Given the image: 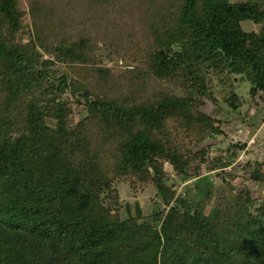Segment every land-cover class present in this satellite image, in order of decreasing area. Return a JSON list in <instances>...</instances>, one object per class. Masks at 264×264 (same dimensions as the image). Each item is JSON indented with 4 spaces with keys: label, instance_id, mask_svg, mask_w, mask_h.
Returning <instances> with one entry per match:
<instances>
[{
    "label": "trees",
    "instance_id": "trees-1",
    "mask_svg": "<svg viewBox=\"0 0 264 264\" xmlns=\"http://www.w3.org/2000/svg\"><path fill=\"white\" fill-rule=\"evenodd\" d=\"M247 22L264 0H0V264H264V161L209 143L216 79L264 98ZM125 180L161 208L123 217Z\"/></svg>",
    "mask_w": 264,
    "mask_h": 264
},
{
    "label": "rangeland",
    "instance_id": "rangeland-1",
    "mask_svg": "<svg viewBox=\"0 0 264 264\" xmlns=\"http://www.w3.org/2000/svg\"><path fill=\"white\" fill-rule=\"evenodd\" d=\"M246 26L248 30L255 29L257 32L264 33V24L255 25L253 22H247ZM105 64L116 71L130 68L123 58L107 59ZM244 79L245 77L239 74L234 76V80L227 79L223 84L216 79L214 91L215 95L218 97L219 107H222L224 111L219 110L215 105H212L210 110L211 112L213 111L215 117L228 122V126L225 125L226 137L222 135L219 138H213L209 143L212 144L214 155H222L224 160H227L232 156L228 152L232 144L235 145L238 144V142H247L248 148L239 152V160L244 163L251 162L255 165L258 160L264 161V98L262 100H254L255 102L252 105L245 104L240 113L232 110L227 102V99L231 96V83L235 84L237 91L243 95L242 97L244 100L247 98L246 101L251 102L250 91L253 87V83L249 79ZM180 94L186 95L185 92H180ZM248 109H250V111H248ZM80 110L81 108H76V113L78 114ZM247 113L248 115L246 116ZM77 117H79V115H77ZM251 125H255V127ZM238 182H241V179H239ZM248 184L254 191L253 193L256 198L261 195L264 196V191L259 189L258 183L249 182ZM118 188L121 194L120 201L124 204H126V202L130 203L129 211L126 208L123 217L129 216V214L131 215V212L133 215H139V207L144 209L143 214L147 216L151 210H159V208H161L160 205L152 206L149 204L148 199L155 196L154 193L156 189L153 186H149L143 194H138L137 196L130 193L131 191L127 180L120 183ZM181 192H183V190ZM149 220L153 222L152 215Z\"/></svg>",
    "mask_w": 264,
    "mask_h": 264
}]
</instances>
